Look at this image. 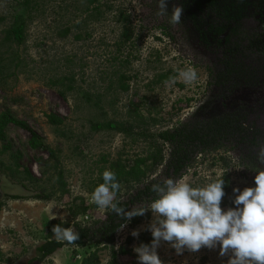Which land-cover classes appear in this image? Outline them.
Wrapping results in <instances>:
<instances>
[{"label":"rangeland","instance_id":"rangeland-1","mask_svg":"<svg viewBox=\"0 0 264 264\" xmlns=\"http://www.w3.org/2000/svg\"><path fill=\"white\" fill-rule=\"evenodd\" d=\"M175 6L182 7L179 0H167V13L160 14L158 0H0V115L23 124H10L6 142L0 143V264H30L38 258L40 246L57 240L53 220L62 217L74 231V223L89 227L105 221L108 210L98 208L91 194L102 172L118 160L133 165L153 154L155 144L165 156L144 183L123 184L114 201L129 199L155 178L164 179L169 148L157 135L180 124L234 116L253 127L258 133L254 145L249 140L198 154L182 179L192 186L228 180L222 209L233 207L234 188L254 186L256 170L264 168L256 156L264 146V52L249 49L252 37H247L262 31L249 17L244 42L233 54L236 71L228 75L232 67L223 64L226 51L203 43L184 7L180 22L170 23ZM19 20L25 21L24 42L17 46L6 38ZM188 67L198 77L191 85L177 75ZM166 75L171 80L162 78ZM219 75L226 79L220 81ZM123 81L128 92L121 88ZM49 116L63 123L53 126ZM110 123L125 124L131 133L110 129ZM26 171L38 182L27 178ZM58 172L68 196L59 189ZM39 195L49 199H37ZM83 202L91 210L73 221L71 210ZM136 217L137 223L129 221L117 233L116 249L134 240L131 255L121 256L120 264H137L133 248L152 239L146 230L151 211ZM133 230H139L138 238L132 237ZM74 251L64 248L33 264H80L90 250L77 249V256ZM157 251L162 264L228 260L218 246L177 255L162 241ZM99 255L101 264L109 263L108 248Z\"/></svg>","mask_w":264,"mask_h":264},{"label":"trees","instance_id":"trees-1","mask_svg":"<svg viewBox=\"0 0 264 264\" xmlns=\"http://www.w3.org/2000/svg\"><path fill=\"white\" fill-rule=\"evenodd\" d=\"M185 5V11L188 16L196 23L197 30L201 34V39L207 47H219L224 48L226 51L225 59L223 64L226 67H232L228 75L235 73V64L233 59L234 52L239 51V45L244 40V30L242 29V21L246 18L251 17L252 9H261V5H264V0H183ZM195 4L190 7L188 4ZM262 3V4H261ZM261 4V5H259ZM188 6V7H187ZM264 18V14H261ZM3 21L0 18V23ZM24 20H19L14 24V27L7 34V42L14 43L20 46L24 42ZM67 33V31L65 32ZM228 33L227 37L221 38L223 34ZM125 37L131 38L129 31H125ZM255 35V34H254ZM252 37L249 41V49H257L264 51V34ZM234 44V45H233ZM165 81L171 80L166 75L162 77ZM222 79V80H220ZM226 78L223 75H219V80L224 81ZM125 80V79H124ZM129 86L123 81L121 88L124 92L129 91ZM48 121L53 126H59L63 122L54 116H49ZM10 124L17 126H23L21 122L15 120L9 114L0 115V143H5L7 140L6 130ZM108 128L114 129L122 133H131V128L122 123H110L107 125ZM249 135L252 138H249ZM258 133L253 127H246L242 119H237L234 116H224L216 118L211 122L204 124H195L194 126L189 123L180 124L177 128L167 130L159 133L157 137L161 139L169 148V157L166 159V163L163 169V178H155L151 182L145 184L143 188L136 191L135 194L131 195L129 199L121 201L119 199L114 202L117 203L118 207H122L125 211H130L137 204L149 205L150 201L155 197V193L152 192V185L160 183L167 178L182 179L188 172V169L193 164V159L199 155H210L217 153L221 150L232 149L238 144H246L251 141V144H255ZM141 136L146 137V134ZM229 146V147H228ZM10 147H6V151ZM3 150V151H4ZM2 151V153H3ZM52 154L53 152L50 151ZM163 150L161 147L156 146L155 152L148 155L146 158H138L134 160L130 165L128 162L118 160L113 163L110 170L116 173L117 180L120 183V187L123 184L130 182L142 184L148 178L150 173L161 166L165 161ZM26 171L27 178L33 180L35 183L38 180L32 178ZM101 179V183H102ZM57 183L62 195L68 196L69 190L62 172H58ZM225 194L229 193L228 180L224 185ZM118 194V192H117ZM116 194V195H117ZM14 199H20L19 196L13 197ZM37 199H49V196H36ZM136 208V207H135ZM1 209V207H0ZM91 210V206L84 202L80 207H75L71 210L73 221L81 216H86ZM129 221L137 223L138 218L133 217L131 220H125L122 216H117L114 212L108 210L106 219L94 226H80L74 223L75 231L79 233V239L74 241L73 244L69 245L64 241L49 240L44 243L38 249L39 257L32 260L30 264L35 262L42 263L48 258L53 256L56 252L63 250L64 248H75L73 256H77V249H89L90 251L85 254L80 264H101L100 262V251L105 248L110 250V261L108 264H120L119 258L121 256H130V246L134 242L133 238L127 241L126 246H121L118 249L115 248L116 236L118 231L126 225ZM61 224L60 220H53L51 226ZM63 227H71L69 223H63ZM93 249V250H92ZM92 250V251H91Z\"/></svg>","mask_w":264,"mask_h":264},{"label":"clouds","instance_id":"clouds-1","mask_svg":"<svg viewBox=\"0 0 264 264\" xmlns=\"http://www.w3.org/2000/svg\"><path fill=\"white\" fill-rule=\"evenodd\" d=\"M160 14L167 13V0H158ZM183 8L173 7L170 23L181 20ZM178 78L186 85L197 81V72L188 67L178 72ZM257 161L264 164V146L256 153ZM254 186L243 190L233 189V207L222 209L225 195L223 178L214 179L204 186H192L183 179L167 178L152 185L155 197L147 208L125 211L114 202L120 189L116 173L105 169L99 183L91 194V201L100 209H107L125 220L142 216L151 211L152 221L147 225L151 233L150 243L133 248L137 264H162L157 249L161 242L168 243L177 255L185 250L197 252L202 247H219L220 256H228L227 264H264V168H258ZM61 224L51 231L57 240L71 245L79 239L72 227ZM139 230L131 232L139 237Z\"/></svg>","mask_w":264,"mask_h":264},{"label":"flooded vegetation","instance_id":"flooded-vegetation-1","mask_svg":"<svg viewBox=\"0 0 264 264\" xmlns=\"http://www.w3.org/2000/svg\"><path fill=\"white\" fill-rule=\"evenodd\" d=\"M178 1V0H177ZM179 2H180V4H181V6L182 7H184L185 8V5H187V4H184V1L183 0H179ZM189 2H191V0H189ZM262 4V3H261ZM261 4H259V5H261ZM188 5H190V7H192V5H195L194 3L193 4H188ZM188 7V6H187ZM264 14V5H261V9H252V16H251V18L250 19H254V21L258 24V26H259V28H260V30L262 31V33H259L258 35H261V34H264V18H263V16L261 15V14ZM249 18H246V19H244L241 23H242V29L244 30V27H245V23H246V21H248V20H250ZM245 33V32H244ZM227 35H228V33H225V34H223V36H221V38L222 39H224L225 37H227ZM245 35V34H244ZM248 36H251V35H248ZM252 36H256V35H254V34H252ZM245 37V36H244ZM242 40H244V38L242 39ZM244 42V41H243ZM248 43H249V41H247ZM234 45V44H233ZM216 48H219V47H216ZM220 49H223L224 50V48L222 47V48H220ZM256 51H258L257 49H255ZM260 52H264L263 51V49H261V51ZM264 165V164H263Z\"/></svg>","mask_w":264,"mask_h":264}]
</instances>
